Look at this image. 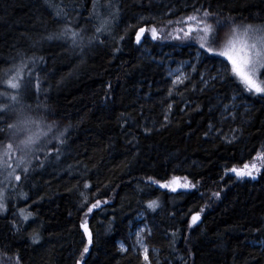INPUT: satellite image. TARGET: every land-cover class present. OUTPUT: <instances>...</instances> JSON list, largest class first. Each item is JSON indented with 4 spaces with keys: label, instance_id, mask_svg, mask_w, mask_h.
<instances>
[{
    "label": "trees",
    "instance_id": "trees-1",
    "mask_svg": "<svg viewBox=\"0 0 264 264\" xmlns=\"http://www.w3.org/2000/svg\"><path fill=\"white\" fill-rule=\"evenodd\" d=\"M194 7L223 23L215 52L228 28L264 25V0H0V105L19 100L0 113V162L17 161L8 125L25 114L48 124L30 164L15 168V190L4 191L0 264H144L131 235L138 225L152 264H264V95L246 92L223 58L175 38ZM65 27L81 32L82 46L47 39ZM198 51L175 87L168 64ZM22 61L31 83L11 89ZM251 163L261 166L256 179L230 173ZM173 177L195 187H160ZM84 221L93 244L81 258Z\"/></svg>",
    "mask_w": 264,
    "mask_h": 264
},
{
    "label": "snow or ice",
    "instance_id": "snow-or-ice-1",
    "mask_svg": "<svg viewBox=\"0 0 264 264\" xmlns=\"http://www.w3.org/2000/svg\"><path fill=\"white\" fill-rule=\"evenodd\" d=\"M194 14L188 15L182 21H177L178 24L187 25L186 29L184 27H179L176 29L177 36L176 39H181L179 33H183V37L189 39L191 42L198 44V47L205 52L206 54L218 56L225 60V67H228L230 64L231 75L236 77L240 84L243 85V89L251 94L256 95H264V80L260 79V75L264 73V25L245 26L242 30L235 26L231 29V33L229 38L225 41L222 50L219 52H215L213 46L217 44L219 38L220 29L223 27V23L219 20L215 21V27L213 24L207 23V20L212 18V13L206 9H198L193 8ZM57 15H66L63 8L59 9ZM191 22H195L197 27H194ZM107 21L101 24L96 31L102 32L105 30V25ZM202 25V28L199 27ZM146 29L141 27L139 31L136 33V43L139 44L141 42V37L145 33ZM195 34V35H194ZM151 37L152 39H157L159 37V33L157 28L153 26L151 28ZM47 39L52 40H65L70 41L72 47H80L83 44V36L81 32L74 31L70 27L63 28L59 33H55L47 37ZM91 43V40H89ZM31 63H35V61H31ZM26 65L22 61L21 65L16 66L17 72L16 75L11 76L7 81V86L11 89L19 90L22 87H27L29 83H31V79L29 78L27 81H22L20 76V69L24 68ZM179 79V77L177 78ZM22 81V82H18ZM182 82V81H181ZM176 83V81H173ZM38 87V84L36 85ZM2 96H7V93H0ZM8 99L12 102L11 105L3 104L0 105V113L7 111L8 107L19 104V100L17 95H12L8 97ZM20 128L18 129V135L23 136L22 139V153L23 155L17 161L16 167H20L22 164H30V160L28 157L34 152V145L38 142V140L47 135V132L44 131V127L41 122L35 121L28 117L26 114L23 119L20 120ZM13 125H8V128L11 129ZM211 127V126H210ZM33 129H36L33 131ZM50 131V128H49ZM63 136V133L60 134ZM60 137H57L59 139ZM61 143L63 140L60 141ZM8 149H12L11 143L8 144ZM5 157L9 156V152L4 153ZM257 159L264 161V153H258ZM3 169L7 173L5 176L6 181H11L13 178L16 181L21 179L20 175H15V168H11L8 164L7 160L3 163ZM25 172L28 171L27 167L23 169ZM231 172L235 173V175L239 178L250 177L251 179H256V174L261 171L259 167L255 164L249 167V165L245 164L244 169L240 170L237 168L230 169ZM186 182L182 183L179 177H173L169 182L160 184L162 188H168L171 191L175 192L177 188H190L195 187L191 181L187 180V177L184 178ZM85 187H88L86 184ZM220 193H213L215 198H219ZM5 196L4 190H0V210L5 208ZM100 202L96 201L91 204L87 208V212L91 213L93 209L99 207ZM159 207V204L156 201H151L148 203V208L155 211V209ZM21 215L24 220H27L31 215H25L23 210L21 211ZM200 220V215L196 214L192 216L191 224L195 225ZM80 227L83 229L84 236L87 237V243L83 247V251L81 253V258H83L84 254L89 252V247L93 244L92 233L89 230L87 221L81 223ZM33 243L39 242V236L33 235L32 237ZM138 243L141 244L143 249V260L144 264H150L149 259V249L142 244L139 240L138 234ZM122 250L123 249V246ZM16 264H19V257H16ZM77 264H80L78 261Z\"/></svg>",
    "mask_w": 264,
    "mask_h": 264
},
{
    "label": "rangeland",
    "instance_id": "rangeland-1",
    "mask_svg": "<svg viewBox=\"0 0 264 264\" xmlns=\"http://www.w3.org/2000/svg\"><path fill=\"white\" fill-rule=\"evenodd\" d=\"M242 29L243 28H241V30ZM230 33H231V29L228 28L225 31L224 36L227 37V35H228V37H229ZM141 39H142V37H141ZM222 42H224V40ZM202 54H203L202 51H198L195 54L194 59H192L190 61L177 62V63H174V64L173 63L168 64V67H167L168 77L172 80V83H173V81H176V83H173V85L175 87H177V86H179L181 84H184L185 82L188 81L189 75H191L194 72L195 68L198 65V60L202 57ZM178 77H179V79H177ZM225 106L226 107H229V104H227ZM19 111H20V115H21L22 110H19ZM19 122H20V120L15 124L14 127H12L10 129V132L13 134L12 135V137H13V141H12L13 143H12V145H14V147H15L14 150L12 151V154H13V156H16L17 157V161L21 158V154H23L22 153V139H23V136L16 134L17 131H18V129L20 128V123ZM41 123H42L43 126H45L44 127V131H45V129L48 126V124L47 123L45 124L43 122H41ZM35 130L36 129H33V131H35ZM20 151H21V154H20ZM17 161L15 159H13V158H11V159L9 158L7 160L8 164L11 166V168H16ZM3 163L4 162H0V190H4L5 192H6V190L7 191H14L15 189L13 187H11V183L13 181H15V179L13 178L11 181H6L5 180V176L7 175V173L3 169ZM253 164H255L257 167H259L261 169V166L258 165L257 163H251V164H247V165H249V167L251 168V166ZM243 169H244V166L240 168V170H243ZM230 173L235 175V173H233L231 171H230ZM259 173L256 174V178L258 177ZM19 174L20 173H18L17 175H19ZM244 178L251 179L250 177H244ZM181 182L184 183L185 181H181ZM177 189H179V188H177ZM139 219H141V217H139L137 220H139ZM146 229H147V227L145 225H138L131 232V235L133 237V246H134V249L137 250V251H139V253L142 255V257H143V254H142L143 253V249L141 247V244L138 243L137 241H138V234H139V240H140V242H142V244L144 246H146L145 243H144V233L147 231ZM118 245H119V247H120L121 250H122V247L121 246H123V249L124 250H122V251H126V246H125L124 243L119 242ZM262 247L264 248V243L262 244ZM150 264H152L151 261H150Z\"/></svg>",
    "mask_w": 264,
    "mask_h": 264
}]
</instances>
